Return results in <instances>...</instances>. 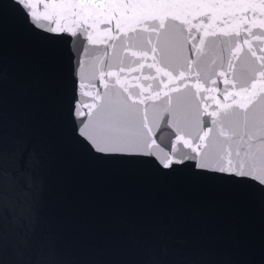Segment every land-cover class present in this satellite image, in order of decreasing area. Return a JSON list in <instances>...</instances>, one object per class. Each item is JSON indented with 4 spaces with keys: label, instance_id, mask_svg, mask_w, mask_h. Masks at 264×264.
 <instances>
[{
    "label": "water",
    "instance_id": "95a60500",
    "mask_svg": "<svg viewBox=\"0 0 264 264\" xmlns=\"http://www.w3.org/2000/svg\"><path fill=\"white\" fill-rule=\"evenodd\" d=\"M259 13L166 25V36L151 22L109 33L59 20L72 35L0 0V264H264ZM229 104L240 114L231 121ZM141 110L150 154L137 147ZM84 123L127 151L100 153ZM183 141L199 156L169 172V157L197 155ZM206 154L211 169L199 167ZM241 164L253 175L234 176Z\"/></svg>",
    "mask_w": 264,
    "mask_h": 264
},
{
    "label": "snow or ice",
    "instance_id": "6c2138e0",
    "mask_svg": "<svg viewBox=\"0 0 264 264\" xmlns=\"http://www.w3.org/2000/svg\"><path fill=\"white\" fill-rule=\"evenodd\" d=\"M14 3L18 2L21 6V10L25 11V15L28 17L31 23L35 20L39 23L41 20L51 22L56 21L55 27H49L47 30L52 33L56 32H71L72 35H76L70 28L61 27L59 20L61 19H71L76 25L77 29L80 30L83 26V31L87 32L94 28L97 24H103L105 26V32L116 31L120 32L123 26L130 23H135L140 25V28L133 27L130 30L133 32H138L141 30L146 31L147 29L143 26L149 22L154 24L152 31L163 33L167 35L165 31V26L167 25L169 29H174L179 25L190 24L191 21L195 20L199 24L203 25L204 21L211 23L214 19L219 18L221 23H227L232 20L241 19L247 21L249 19V13H252V19H255L256 10L259 9V15L264 17V0H259V3L250 2V0H41V3H33L32 0H13ZM42 8V13L38 14L36 9ZM35 26V25H34ZM194 26V25H193ZM264 26V25H262ZM199 30V29H198ZM190 32V29H186ZM210 35L215 36V32H211ZM235 35L239 36L240 33L236 32ZM89 42H91L92 37L88 36ZM150 42V41H149ZM201 43L203 39L201 38ZM247 43V40H245ZM195 49V45L192 46ZM154 51V50H153ZM255 55V53H252ZM184 59H187L186 57ZM264 60V57H261ZM190 63V62H189ZM231 67V66H230ZM264 75V72H261ZM171 82V80H170ZM162 83V82H161ZM252 90H255L256 81L252 82ZM186 87V85H184ZM163 91V89H161ZM171 91L178 92L179 87L173 85ZM241 91H249L247 80L242 79ZM167 96V92H165ZM131 99V95H129ZM178 108L174 110L173 114L179 116V102L180 97H177ZM169 104L171 103V97H168ZM143 103V101H140ZM130 110H136V103L128 106ZM212 115V114H210ZM240 114L232 110V105L229 104L227 109L223 110V116L225 120L231 121L236 119ZM103 120V116L100 118ZM247 119V116H245ZM147 116L141 110V125L142 129L146 130L142 132L143 141L142 144L137 147H143L147 149L148 153H151V137L148 133L151 129L148 128ZM253 120L258 122L260 125V130L264 133V110H262L259 116H253ZM83 123V121H81ZM212 123L215 124L216 120L213 119ZM89 124L84 123V135L92 144L96 145V149L100 153L113 152V151H127L125 148H114L108 146V137L104 135H94L89 131ZM211 128L207 129L210 132ZM177 142H181V137H176ZM200 142H203L204 137H200ZM261 143L264 144V136L261 137ZM184 147H188L192 152L197 153V155H189L181 151L180 159L173 160L169 157L163 162V167L169 172L175 171V166L183 163L185 159L196 160L199 156L198 148L200 144L193 147L187 141H183ZM237 155L239 153L237 152ZM22 159V157H21ZM219 161H217L218 163ZM230 165L232 161L228 162ZM199 167L201 169H211L213 167L212 161L205 157L200 158ZM215 171L227 172L230 171L229 168L221 166ZM234 176H252L251 171H245L243 164L233 173ZM260 180L261 184L264 185V175H258L255 177ZM55 264V262H53Z\"/></svg>",
    "mask_w": 264,
    "mask_h": 264
}]
</instances>
